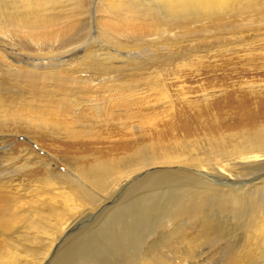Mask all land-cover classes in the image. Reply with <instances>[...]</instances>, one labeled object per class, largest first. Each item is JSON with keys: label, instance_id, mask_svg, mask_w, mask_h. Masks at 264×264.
Segmentation results:
<instances>
[{"label": "rangeland", "instance_id": "1", "mask_svg": "<svg viewBox=\"0 0 264 264\" xmlns=\"http://www.w3.org/2000/svg\"><path fill=\"white\" fill-rule=\"evenodd\" d=\"M79 1L84 4L82 8L92 11L84 25L55 24L57 35L39 49L41 41L29 46L31 43L25 38L6 41L0 34V47L20 53L27 46V51L35 57L40 53L41 57L53 54L44 62L55 64H62L68 54L80 60L82 55L89 57L93 52L101 56L109 54L112 59L109 64L115 68L121 67V61L127 59L128 64L132 63L128 68L104 75L115 78L107 86L96 79L101 78L99 73L87 71L83 76L90 78V84L96 85L98 90L128 87L130 98L137 104L107 117L87 112L80 114L82 124L90 125L92 132H83L78 139L66 136L62 130L57 132L59 136L50 130L35 133L33 129L15 124L12 116H0V182L9 193L6 198L10 202L13 196L24 198L34 194L32 190L38 188L39 181L47 179L51 173L61 172L72 181L78 180L79 174L73 169L75 161L82 167L84 164L89 167L105 158L119 160L136 154V149L140 151L142 145L148 146L151 140L159 142L160 146H177L181 157L173 159L175 166L152 164L154 166L142 168L141 175L122 179L118 189L108 190L104 196L111 211L101 214L100 218L85 216L72 234L60 240L63 252L53 264H88L86 255L96 238V231L90 229L96 228L95 224L105 226L108 223L112 264H227V258L235 252L232 245L244 243L247 232L241 230L232 206L225 199L224 184H227L219 166L225 163L221 162L224 158L211 154L209 141L264 126V0H255L258 4L247 8V12L239 11L240 5H237L233 9L235 13L223 17L225 20L217 19L220 23L212 21L208 15L197 17L198 21L190 20L187 26L191 29L189 32H193L190 36L185 28L172 27L164 19L152 21L153 25L150 21H128L135 22L133 28L129 26L127 31L120 27L115 31L109 29L107 31L114 33L107 35L102 30V22H117L113 21L115 15L109 11L105 13L109 8L102 4L104 0L98 3ZM155 11L156 16L164 15ZM147 15L149 19L151 16ZM222 21L226 22L222 24ZM119 42L121 45L129 42V48L122 47ZM97 49L100 52H96ZM9 61L16 64L12 59ZM25 63L24 60V68L27 67ZM3 82L0 80V94H4L0 99L7 103H22L20 98L24 94L26 100L34 97L39 103L47 100L39 93V82L34 84L26 79L16 82L8 77ZM51 86L53 84L49 83L46 89ZM70 105L74 112L73 103ZM73 112L64 116H70L66 120L72 126L78 118ZM251 117L256 123L251 122ZM161 150L163 153L167 149ZM261 166L264 164L240 166L242 169L226 166L236 174L234 179L245 181L241 185L231 183L232 194L240 195V190H249L264 179ZM174 194L179 195L178 198ZM187 198V201L190 198L196 203L199 201L196 206L198 211L204 208L202 213L186 212L193 211L190 208L185 211L186 216H178L175 212L179 217L175 218L178 206L173 207L174 203L183 204ZM196 206L192 208L197 210ZM176 211L179 215L182 213ZM20 233L22 228L15 235ZM106 252L103 247L95 248L91 257L96 260L94 264H107ZM144 255L150 260H144Z\"/></svg>", "mask_w": 264, "mask_h": 264}, {"label": "bare ground", "instance_id": "2", "mask_svg": "<svg viewBox=\"0 0 264 264\" xmlns=\"http://www.w3.org/2000/svg\"><path fill=\"white\" fill-rule=\"evenodd\" d=\"M95 2L98 3L99 1L95 0ZM102 4L109 8L107 11L103 8L105 13L111 12L115 15L113 21L117 22H102V30L104 29L103 32L108 35V33H114L107 31L109 29L115 31L117 27H120L122 31H127L129 26L133 28L135 22H128L132 20L141 22L150 21V24L153 25L152 21L164 19L172 27L173 25H178V28L181 26V28L186 29V32H189L190 28L188 29L187 26L191 24L190 20L198 21L199 16L208 15L212 21H217V19L221 21L225 20L223 19L225 15L235 13L233 9L237 8V5H240L238 7L239 11H245L247 8H252V6L258 3L255 0H104ZM262 4L264 5V2ZM82 7H84V4L79 0H0V34L3 35L1 38L6 41L8 39L25 38L31 43L29 46L41 41V44H38L39 49V46L47 45L46 42L52 41L51 37L57 35V31L54 29L55 24L66 22L68 24L82 23L84 25L87 23L89 14L92 11H88ZM156 9L160 11V14L164 15L162 17L156 16ZM84 13L86 15L80 17ZM147 14L151 16L149 19L147 18ZM224 22L222 21V24ZM217 23L220 22L217 21ZM226 24L230 26L228 23H225V26ZM166 27L168 28L167 25ZM169 29L172 30L173 28L169 27ZM61 30L66 32V30ZM192 33L189 32L187 35L190 36ZM120 43L119 45H121ZM128 43L126 45L123 43L124 45L121 46L127 49L129 48L127 46L130 45ZM26 48L29 47L26 46ZM26 48H22L25 51L17 53L9 52L0 47V76L2 77L0 80L3 82L8 77L16 82L21 79L30 80L34 84H36L35 82H39L41 86V88L38 86V89H40L39 93H41L43 99L47 100H44L45 103H39L40 100H36L35 97L34 99L26 100L23 92L22 94L24 95L20 94V97L21 95L23 96L20 99L25 102L21 101L22 103L18 105L19 101L15 104L9 103V101L7 103L4 99H0V116H7L9 118L12 116L11 120L16 121L15 124L33 129L35 133L40 130H50L54 134H57V132L62 130L65 131L68 137L79 138L82 137L83 132L86 134L92 132L90 125L82 124L80 120L82 116L80 114L83 115L84 112H87L88 114L107 117L110 113L133 107V104H137L135 100L130 98L128 87H116L114 89L104 87L98 90L95 89L96 85L90 84V78L83 76L87 71H92L94 74L99 73L101 78L96 79L104 86H107L112 82L114 77L111 79L106 78L104 75L128 68L129 64L132 63L128 64L127 59L121 61V67L115 68V66L110 65L112 64V59L109 54L101 56L93 52L92 54L90 53L89 57L87 54L82 55L79 60V57L72 59L70 54L66 55V52H64V55L68 57L62 64H55L49 63L50 61L44 62L45 60L48 61L51 58L49 56L53 54L41 57L43 54L40 53L39 57H35ZM92 50L94 51V49ZM96 52L100 51L97 49ZM9 59H12L16 64H11ZM24 60L26 61V68L22 65ZM68 63H71L72 66H69ZM121 79H124V76ZM116 80H119L118 76ZM4 82L3 84H5ZM49 83L53 84V86L47 90L46 86ZM54 85L56 86V92L53 90ZM20 89L19 93L21 92ZM38 89L36 90L39 91ZM2 95L0 94V97ZM71 103H73L74 112L70 109L72 107H69ZM36 104L37 107H34ZM70 112L78 115L77 121L73 123V126L68 124L66 120L70 116L64 117ZM251 120L252 123H256L254 117H251ZM227 136H229L228 139L226 138ZM227 136L210 140L209 146L212 151L211 154L224 158L221 162L225 163L219 165L223 180H226L225 183L227 184H224V188L226 189L223 188V194L232 206L231 211L234 212V216L238 218L233 219L239 221L241 230L244 233L247 232V235L244 237L243 244L241 243L240 246L237 244L232 245L235 252L227 258L226 262L227 264H264V179L260 180L251 189L248 188L249 190H240L238 192L240 195H237V193L234 195L232 194L233 186L231 183L241 185L245 181L234 179L233 177L236 174L230 172L231 169L226 167L230 165L237 169H242L239 167L251 164H264V126L247 129L241 134H228ZM142 146L144 147L140 151H138L139 148L138 150L136 149V154L132 156L119 160H107L105 158L106 160L95 161L93 162L94 164L91 163L89 167H86L85 164L82 167L75 161L73 169L79 174L78 180L72 181L61 172L59 174L58 172L56 174L51 173L47 176V179L39 181L38 185L35 184L38 188H34L36 189L35 192L32 188L34 194L31 193V195L29 194L28 197L24 198H15V196L12 198L10 196L12 198L10 202L6 198V195L9 193L4 188V183L0 182V264L55 263L63 252V247L59 244L60 240L72 234L77 225L84 220L85 216L100 218L101 214L104 215L111 211L110 203L108 204L104 196L108 190L114 191L118 189L121 186L122 179H130L136 174V176L141 175L142 168L144 167L154 166L152 164H158L161 167L175 166L176 163L173 159L178 160L181 157L177 146L178 149L171 145V147L160 146L159 142L154 140L148 142V146L146 144ZM161 148L167 150L161 153ZM214 159L216 158L214 157ZM73 166L71 165L70 167ZM261 168L263 170L264 167L261 166ZM198 179L200 180V178ZM201 181L203 180L201 179ZM204 184L210 185L205 181ZM94 190L98 192L95 193L96 191L94 192ZM193 194H197V192L192 193L191 196ZM175 196L178 198L179 195ZM188 199L183 204L177 202L178 205H176V202L174 203L175 206L173 207L178 206L176 208L184 213V215H181L182 213L179 215L178 211H176L177 209L175 210L174 208V215L177 213L178 216H186L185 211L190 208L193 211L189 210L186 212H191V214L204 209L198 207L200 208V211H198L197 206L199 205V201L197 200L198 202L196 203L194 202L195 200L193 201L190 198L191 201H187ZM194 205H197V210H195V207L192 208ZM173 216L172 218H174ZM176 217L177 215H175ZM95 225H97L96 228L92 227L90 229L96 231V238L92 241L86 255L88 264L96 262L91 257L94 255L95 248L99 249L100 247H103L107 251L105 255L106 263L112 264L109 223L105 226ZM19 228H22V233L15 235L19 232ZM241 235L242 232L239 234V237ZM146 259L148 258L146 257L144 260Z\"/></svg>", "mask_w": 264, "mask_h": 264}]
</instances>
